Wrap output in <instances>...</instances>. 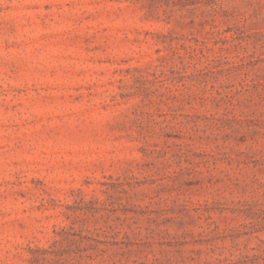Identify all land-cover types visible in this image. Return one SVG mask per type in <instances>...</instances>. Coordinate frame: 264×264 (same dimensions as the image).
<instances>
[{
    "label": "rangeland",
    "instance_id": "rangeland-1",
    "mask_svg": "<svg viewBox=\"0 0 264 264\" xmlns=\"http://www.w3.org/2000/svg\"><path fill=\"white\" fill-rule=\"evenodd\" d=\"M0 264H264V0H0Z\"/></svg>",
    "mask_w": 264,
    "mask_h": 264
}]
</instances>
